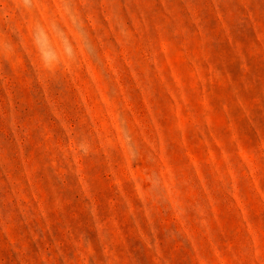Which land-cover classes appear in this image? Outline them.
<instances>
[{
    "label": "rangeland",
    "instance_id": "1",
    "mask_svg": "<svg viewBox=\"0 0 264 264\" xmlns=\"http://www.w3.org/2000/svg\"><path fill=\"white\" fill-rule=\"evenodd\" d=\"M0 264H264V0H0Z\"/></svg>",
    "mask_w": 264,
    "mask_h": 264
}]
</instances>
